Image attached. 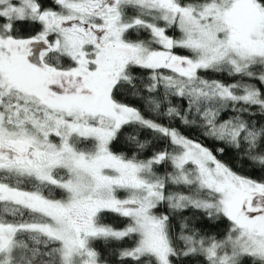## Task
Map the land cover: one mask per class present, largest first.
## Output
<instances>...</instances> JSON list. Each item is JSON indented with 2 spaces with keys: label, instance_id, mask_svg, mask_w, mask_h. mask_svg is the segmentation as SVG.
<instances>
[{
  "label": "snow or ice",
  "instance_id": "1",
  "mask_svg": "<svg viewBox=\"0 0 264 264\" xmlns=\"http://www.w3.org/2000/svg\"><path fill=\"white\" fill-rule=\"evenodd\" d=\"M0 264H264V0H0Z\"/></svg>",
  "mask_w": 264,
  "mask_h": 264
},
{
  "label": "trees",
  "instance_id": "2",
  "mask_svg": "<svg viewBox=\"0 0 264 264\" xmlns=\"http://www.w3.org/2000/svg\"><path fill=\"white\" fill-rule=\"evenodd\" d=\"M193 134H195V133H193ZM206 143H208V145H209L210 147L212 146L210 142H206ZM109 222H110V221H109Z\"/></svg>",
  "mask_w": 264,
  "mask_h": 264
}]
</instances>
